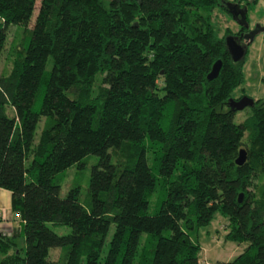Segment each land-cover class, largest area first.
I'll return each mask as SVG.
<instances>
[{
    "label": "trees",
    "instance_id": "trees-1",
    "mask_svg": "<svg viewBox=\"0 0 264 264\" xmlns=\"http://www.w3.org/2000/svg\"><path fill=\"white\" fill-rule=\"evenodd\" d=\"M224 1L39 0L30 25L36 0H0V58L17 32L0 71V189L23 242L0 234V264H199L191 235L216 214L225 241L247 244L220 264H264V98L238 122L225 105L242 61L211 24ZM90 155L85 195L60 198L63 172Z\"/></svg>",
    "mask_w": 264,
    "mask_h": 264
},
{
    "label": "rangeland",
    "instance_id": "rangeland-1",
    "mask_svg": "<svg viewBox=\"0 0 264 264\" xmlns=\"http://www.w3.org/2000/svg\"><path fill=\"white\" fill-rule=\"evenodd\" d=\"M232 2L234 0H225ZM264 3V0H260ZM39 0H36L34 10L32 11L30 17V25L33 23L36 8ZM260 2V3H261ZM258 4V6H254L253 9H248L247 11V21L248 27L250 30L253 29L255 25H263L262 19H264V8L263 6ZM211 24L214 27L218 36H222L224 32L227 30L230 35H233L238 26L233 22L230 16L227 13H224L222 6H216L211 12ZM15 27V26H14ZM16 28V27H15ZM10 27L8 29L7 40L4 46L3 53L0 58V71L4 66L5 56L7 55L9 43L12 38H14L16 29ZM50 66L49 61L46 64L45 72H47ZM241 74H242V82L236 87L230 94L231 99H236L240 96H246L253 101L262 100L264 98V32L257 33L252 41L246 44L245 54L242 60L241 65ZM42 87L40 90V95L38 96L37 104L39 103V99L41 97ZM249 113V109L244 108L241 111H237L234 115V122L241 121L244 116ZM7 115L12 114L11 110L6 111ZM41 127V123H39L36 127L34 133V140L37 139ZM156 153L151 151H147L146 153V162L151 170L152 174L156 173L157 168V157L156 161H151ZM96 162V157L90 155L88 157V163L82 167H71L63 172L62 182L60 184L59 197L62 198L65 196L68 189L72 186H77L79 191V199L85 195L87 188V179H88V171L89 166ZM152 165H154L152 167ZM161 179L156 180V184L154 187V191L150 194V198L148 199V205L146 208V214L152 215L158 209L159 203L163 199V192H161ZM225 224V218L216 214L209 224L206 227L200 228L194 234L191 235V239L198 243L200 248L199 254V264H220L231 261L235 256L243 251L246 247V243H233L227 242L224 240L225 232L223 230V225ZM50 227V226H48ZM52 231L57 235H65L68 233V229L65 227L60 228H52ZM112 227H110L106 242L109 240L111 236ZM167 232H163V235H166ZM149 235L141 234L139 238L138 250L143 246L145 242L149 241ZM16 244L18 246H23V242L21 238H16ZM106 244V243H105ZM105 250V245H104ZM56 251L50 252V258L54 260L56 258Z\"/></svg>",
    "mask_w": 264,
    "mask_h": 264
},
{
    "label": "water",
    "instance_id": "water-1",
    "mask_svg": "<svg viewBox=\"0 0 264 264\" xmlns=\"http://www.w3.org/2000/svg\"><path fill=\"white\" fill-rule=\"evenodd\" d=\"M226 13L230 16L231 20L235 22V24L242 28L243 30L248 29V22L246 21V8L240 7L238 3H233L229 1H224L221 4ZM264 32V24L263 25H255L252 30H249L248 32L244 33L243 35H228L225 36L223 39L224 42V48L226 53L228 54L231 62L237 63L242 61L245 50H246V44L250 43L253 39V37L259 33ZM240 39L243 41L240 42ZM220 68V61H215L211 67L207 75L205 76V79L207 81H210L214 79L217 76V73ZM254 104V101L246 96H242L237 100L233 99H227L226 101V107L230 111H241L244 108L250 109ZM245 160V153L243 150H239L237 153V157L234 160V163L236 166H241ZM241 200V195H238L237 202L239 203Z\"/></svg>",
    "mask_w": 264,
    "mask_h": 264
},
{
    "label": "crops",
    "instance_id": "crops-1",
    "mask_svg": "<svg viewBox=\"0 0 264 264\" xmlns=\"http://www.w3.org/2000/svg\"><path fill=\"white\" fill-rule=\"evenodd\" d=\"M260 2V0H256L255 6H258ZM260 5L264 8V3L261 2ZM263 22L264 19H262V23ZM19 230V222L12 217L9 204V192L0 189V234L6 237L19 238Z\"/></svg>",
    "mask_w": 264,
    "mask_h": 264
},
{
    "label": "flooded vegetation",
    "instance_id": "flooded-vegetation-1",
    "mask_svg": "<svg viewBox=\"0 0 264 264\" xmlns=\"http://www.w3.org/2000/svg\"><path fill=\"white\" fill-rule=\"evenodd\" d=\"M239 6H240V5H239ZM240 7H241V6H240ZM249 30H250L249 28L246 29V30H243L242 28H239V27H238L237 31H236L234 34H236V33L238 32V33H237L238 35H241V34L243 35L244 33L248 32ZM234 34H233V35H234ZM242 41H243V40L240 39V42H242Z\"/></svg>",
    "mask_w": 264,
    "mask_h": 264
},
{
    "label": "built area",
    "instance_id": "built-area-1",
    "mask_svg": "<svg viewBox=\"0 0 264 264\" xmlns=\"http://www.w3.org/2000/svg\"><path fill=\"white\" fill-rule=\"evenodd\" d=\"M205 264H208V263H205Z\"/></svg>",
    "mask_w": 264,
    "mask_h": 264
}]
</instances>
